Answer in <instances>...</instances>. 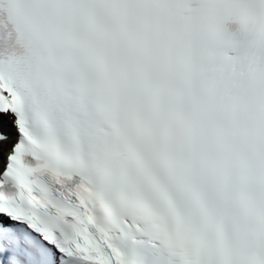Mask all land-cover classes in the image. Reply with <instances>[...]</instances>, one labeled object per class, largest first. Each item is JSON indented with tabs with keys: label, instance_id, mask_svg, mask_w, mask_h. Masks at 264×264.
Masks as SVG:
<instances>
[{
	"label": "snow or ice",
	"instance_id": "snow-or-ice-1",
	"mask_svg": "<svg viewBox=\"0 0 264 264\" xmlns=\"http://www.w3.org/2000/svg\"><path fill=\"white\" fill-rule=\"evenodd\" d=\"M0 264H264V0H0Z\"/></svg>",
	"mask_w": 264,
	"mask_h": 264
}]
</instances>
